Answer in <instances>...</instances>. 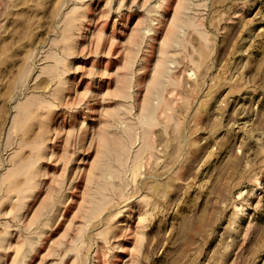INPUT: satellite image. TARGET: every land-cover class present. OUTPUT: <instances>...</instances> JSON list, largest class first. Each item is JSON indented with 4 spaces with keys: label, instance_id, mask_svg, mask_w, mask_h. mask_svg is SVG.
Wrapping results in <instances>:
<instances>
[{
    "label": "rangeland",
    "instance_id": "1",
    "mask_svg": "<svg viewBox=\"0 0 264 264\" xmlns=\"http://www.w3.org/2000/svg\"><path fill=\"white\" fill-rule=\"evenodd\" d=\"M0 264H264V0H0Z\"/></svg>",
    "mask_w": 264,
    "mask_h": 264
}]
</instances>
